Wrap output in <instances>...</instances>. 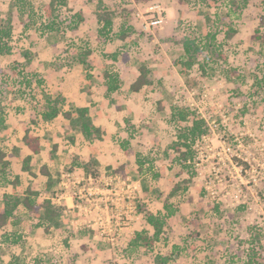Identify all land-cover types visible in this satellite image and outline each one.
Wrapping results in <instances>:
<instances>
[{"label":"rangeland","instance_id":"1","mask_svg":"<svg viewBox=\"0 0 264 264\" xmlns=\"http://www.w3.org/2000/svg\"><path fill=\"white\" fill-rule=\"evenodd\" d=\"M102 1L116 10L108 40L98 37L99 0H67L59 10L60 31L46 35L26 30L19 10L24 4L27 12L30 3L40 13L39 20L49 0H0V29L9 25V19L13 24L12 37H0V68L6 71L0 73V116L5 114L0 149L9 161L4 172L0 161V202L6 191L23 196L27 189L42 201L46 189L41 168L46 165L56 175L53 202L60 210L58 225H48L20 208L19 241L3 239L1 264H157L156 255L171 253L175 245L177 264H252L255 251L264 257V86H257L256 77L262 73L258 65L262 67L264 48L252 39L264 14V0H238V6L231 0H157L165 8V22L150 30L144 29L138 15H148L149 3ZM80 10L85 21L73 30ZM230 26L236 34L226 39ZM121 28L129 30L126 40L117 37ZM210 30L218 31L228 60L205 52L200 62L206 74L199 65L189 76L182 74L175 61L184 52V35L203 36ZM88 49L90 69L76 60ZM125 49L129 61L121 56L110 59ZM142 63L149 65L150 84L136 93L129 85ZM106 69L117 72L123 82L110 96L102 89ZM19 71L23 74L17 75ZM45 92L64 99L63 111L75 112L91 104L93 97L110 109L102 115L109 117L112 111L114 124L109 127L115 130L105 135L101 149L112 150L115 168H109L107 160L100 165V147L64 116L39 119ZM176 105L197 111L210 128L195 144V159L189 162L193 168L182 175L171 155ZM96 107L92 114L99 112ZM28 126L43 140V150L29 162V172L21 154ZM125 160L130 166H120ZM139 161L144 162L142 168ZM16 177L14 189L10 182ZM176 181L184 188L170 198L178 211L167 219L161 241L152 252L130 249L137 233L153 232L143 210L166 213L164 204ZM35 233L43 240L33 241Z\"/></svg>","mask_w":264,"mask_h":264},{"label":"trees","instance_id":"2","mask_svg":"<svg viewBox=\"0 0 264 264\" xmlns=\"http://www.w3.org/2000/svg\"><path fill=\"white\" fill-rule=\"evenodd\" d=\"M139 4H146L156 0H135ZM234 6H238V0H231ZM26 4V3H25ZM30 9L26 12L24 9V4L20 6V14L25 16L24 20V28L35 29V31H40V35H46L49 33H53L59 30V10L60 7L65 6L67 4V0H49V2L45 5L42 17H39V20L36 19V14L40 15V13L36 12V10L32 7L30 3ZM180 5V1L176 4ZM98 19L102 23L101 28L99 29L98 37L100 39H110V34L113 31L114 25V17L116 15V10H112L111 7L99 0L98 3ZM27 9V8H26ZM27 15V16H26ZM76 26H73V30L78 29V25L85 21V16L83 11H78L75 15ZM236 34V30L233 27H229L228 32L226 34V39H230ZM13 35V24L12 20L9 19V25L5 28L0 29V37L1 39L11 38ZM129 35V30L127 28H121V30L117 33V37L126 40ZM253 41L258 42L262 48H264V14L261 15L259 19V24L255 29V33L252 36ZM181 45L183 48V54L180 58H178L175 63L176 65L181 67V73L189 76L192 70L196 65L203 70V73L206 74V69L204 64L200 62V57L205 52H213L217 54L220 58L225 61L228 60L227 56H225L221 47L222 44L218 42V31L210 30L205 35L200 36L196 32L188 33L184 35L181 40ZM130 52L128 50H123L120 54L115 52L110 55V59L117 61L118 57L121 56L124 61H129L131 59ZM92 54V50H84L83 52H79L76 56V60L84 66H88V68H92L93 65L89 61L88 56ZM264 56V54H263ZM259 68L262 69L261 76H256L257 86H264V61L262 67L258 65ZM6 71L3 68H0V73H5ZM139 75L133 79L130 83L129 88L134 92H141L146 86L150 84V68L147 63H142L139 68ZM23 74V71H19L17 75ZM8 74H3V79L8 80ZM24 76V75H23ZM92 75L89 74V78ZM104 81L102 83V89L105 92V95L110 96L117 93L123 82L119 74L113 70L106 69L103 72ZM241 84H237L236 88L240 89ZM0 92H3L1 89ZM89 93L93 94V92L89 89ZM17 94V93H16ZM21 95H24V92H20ZM24 98V96H23ZM64 99L59 96L53 97L47 92L44 93L43 104L41 109L38 112L39 118L44 121H52L57 118L61 113L73 123L74 126L78 127L82 135L87 140H95L102 139L103 132L101 127L95 123V119L92 117L91 106H81L77 107L75 112L72 110L63 111ZM94 103V102H93ZM21 110L25 109L23 104H18V107ZM172 120L175 124V128L177 130L176 139L174 140L171 150V155L173 156L172 161L174 164H178L181 166V170L179 172L180 175L186 173V171H191L193 168L191 163L192 160L195 159V144L198 140L204 138L210 133V128L206 122V120L201 117L197 111L192 109L189 106L184 105H176L172 108ZM33 123H38V120L33 119ZM5 125V114L0 116V130ZM23 143L27 146V148L32 153H40L41 152V138L35 134H33L32 129L28 127L24 133ZM7 156L6 152L0 150V161L3 163V172L9 166V161L5 160ZM32 160V155H28L25 158V166L24 168H28L29 162ZM140 166L144 165V162L139 161ZM41 171L44 175L48 177L47 180V196L46 198L37 203L35 199L32 198V195L35 192L28 190V193L24 197H20L16 194L4 193L2 198V206H0V259L3 254V239L9 241L14 239V242H18L20 236L16 235L13 231V228L16 227L20 223V217L16 214L18 207L23 204L35 217L40 218V221L43 223H47L48 225H52L56 223L58 225L57 217L60 216V210L57 208L55 204H53L54 193L51 190L55 184V179L50 173L48 167L43 166ZM17 179V178H16ZM16 181V180H14ZM13 181V182H14ZM185 181V180H183ZM11 182V183H13ZM182 181H176L173 184L171 191L169 192L168 199L164 204V208L167 211L166 213L157 212L154 213L150 209H144V206L140 204V209H144L145 213V221L148 225L153 228L152 233L139 232L136 234L133 239L129 242L130 249H145L148 252L154 251L155 245L157 242L161 241L163 233L165 232L167 226V219L174 216L178 208L173 204L170 198L175 197L178 192L184 187L181 184ZM14 184V183H13ZM145 193L148 194V188L144 189ZM142 206V207H141ZM179 250V246L175 245L174 249L169 254H157L156 261L157 264H177L176 262V251ZM262 254L258 252H253L251 255L252 264H261L264 263ZM1 264V262H0Z\"/></svg>","mask_w":264,"mask_h":264},{"label":"crops","instance_id":"3","mask_svg":"<svg viewBox=\"0 0 264 264\" xmlns=\"http://www.w3.org/2000/svg\"><path fill=\"white\" fill-rule=\"evenodd\" d=\"M136 93H139V92H136ZM92 95V94H91ZM94 98V100L92 101V102H94V103H92L91 102V104H85L84 106H86V105H90L91 106V110H92V108H93V106H96L97 105V107H96V110L97 111H99V112H97L96 114H92V117L93 116H95V117H93L94 119H95V123L98 125V126H100L101 127V130H102V132H103V138L102 139H95V140H93V142L95 143V144H97L98 145V147H100L99 148V155H98V158L100 159V165L102 164V162H104L105 160H107V162L105 163L106 165H109V168H115V164H116V161H115V159H114V153L112 152V150L111 151H109V152H107V149L106 150H102L101 149V146H102V144H103V142L105 143L104 145H106V142H107V139H105V135L106 134H108L110 131H113V130H115V128L113 127L112 128V126L111 127H109V125H112V124H114L113 123V118H114V115H113V113H112V111H110V112H108V115H109V117L108 116H105V115H102V114H104V113H102V112H104V110L106 111V110H110L109 108H106V109H104L103 107H102V101L101 100H99L97 97H93ZM100 110H101V112H100ZM112 110V109H111ZM92 113V112H91ZM62 114V115H61ZM57 118H55V119H58V118H60V116H64L63 115V113H61ZM39 116V115H38ZM65 117V116H64ZM6 118H8L7 117V115H6ZM35 119V118H34ZM40 119V118H39ZM39 119L38 118H36V120H38L39 121ZM54 119V120H55ZM65 119L67 120V121H70L69 119H67L66 117H65ZM33 120V118L31 119V121ZM41 120V119H40ZM10 121V120H9ZM42 121H44V120H42ZM53 121V120H52ZM66 123V122H65ZM33 124H35V123H33ZM10 125L11 124H8L7 123V126H9L8 127V129L10 128ZM13 127H15V126H13ZM28 127H30L31 129H32V132H33V134H35V135H37V136H39L40 138H41V152H42V150H43V140H42V137H41V135H39V134H37V133H35L34 132V130H33V128L31 127V126H28ZM28 127H26V129L28 128ZM11 128H12V126H11ZM8 129H6V130H8ZM26 129L24 130V133H25V131H26ZM3 131L2 132H5V129H2ZM23 136H24V134H23ZM23 136H22V139H23ZM74 139V138H73ZM21 154H23L24 156H25V158L28 156V155H32V160H33V158H34V156L35 155H38V154H40V153H37V154H35V153H32L28 148H27V146L23 143V141L21 140ZM93 143V144H94ZM0 150H3V149H0ZM3 151H5V150H3ZM6 152V151H5ZM7 154V153H6ZM7 156H8V154H7ZM7 156L5 157V159H7ZM120 166H124V165H129L130 166V162L128 161V160H125V161H120ZM24 166H25V163H24ZM23 166V167H24ZM46 166V165H45ZM48 167V166H47ZM25 169V168H24ZM48 169H49V171H50V173L52 174V176H53V178L55 179V177H56V175L53 173V171L48 167ZM25 170H27L28 172H29V170H30V165L28 166V168H26ZM42 177H43V179H45V183H44V185H45V189H46V196H47V187H46V185H47V180H48V177L46 176V175H44L43 173H42ZM17 178V177H16ZM18 179V178H17ZM17 179H15V180H17ZM11 183V182H10ZM14 183V184H13ZM12 183V186H13V188L14 189H16V187L18 186L17 185V183H18V180L17 181H14ZM55 186H56V179H55V184H54V186L52 187V191H53V189L55 188ZM28 190L29 189H27L26 190V192H25V194L22 196V195H20V194H18V193H16V195H18V196H20V197H24V196H26V194L28 193ZM32 191V190H31ZM7 192V191H6ZM6 192H4V193H6ZM33 192V191H32ZM7 193H10V192H7ZM53 193L55 194V192L53 191ZM11 194H13V193H11ZM46 196H45V198H46ZM32 198L33 199H35V201H37V203H40V202H42V201H40V200H38L36 197H35V193L32 195ZM74 201L72 200V203H73ZM2 201L0 202V206H2ZM53 204H54V202H53ZM20 208H22L24 211H26V212H28V214L29 215H32V216H34L23 204H21L19 207H18V209H17V211H16V214L17 215H19V217H20V223L16 226V227H14L13 228V231L16 233V228L22 223V216H21V214L18 212V210L20 209ZM60 216H58L57 217V219L59 218ZM38 218V217H37ZM1 233V232H0ZM40 234H42L41 232H39ZM40 234H38V233H35L34 234V236H33V241L35 240V238H41L42 240H43V238H44V236L43 235H40ZM32 238V237H31ZM45 238H47V237H45ZM50 241V239H48V242ZM3 251H4V248H3ZM17 251H19L18 249H17ZM9 264H12V263H9Z\"/></svg>","mask_w":264,"mask_h":264},{"label":"built area","instance_id":"4","mask_svg":"<svg viewBox=\"0 0 264 264\" xmlns=\"http://www.w3.org/2000/svg\"><path fill=\"white\" fill-rule=\"evenodd\" d=\"M147 16L139 13V17L142 19L141 24L145 30L151 28L161 27L165 22V8L162 6L161 1H152L146 6ZM206 137V136H205ZM199 141V140H198ZM197 141V142H198ZM227 151H231V148H227Z\"/></svg>","mask_w":264,"mask_h":264}]
</instances>
